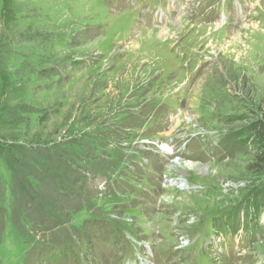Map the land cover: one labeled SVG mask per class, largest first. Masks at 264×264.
Wrapping results in <instances>:
<instances>
[{"label":"rangeland","instance_id":"374dc122","mask_svg":"<svg viewBox=\"0 0 264 264\" xmlns=\"http://www.w3.org/2000/svg\"><path fill=\"white\" fill-rule=\"evenodd\" d=\"M167 4L0 0V264H264V0Z\"/></svg>","mask_w":264,"mask_h":264},{"label":"trees","instance_id":"16d2710c","mask_svg":"<svg viewBox=\"0 0 264 264\" xmlns=\"http://www.w3.org/2000/svg\"><path fill=\"white\" fill-rule=\"evenodd\" d=\"M259 116L255 120L251 121L248 126L241 133H237L236 136H240V134L248 133L251 141L257 146V152L254 156V159L251 164V168L256 170L258 173L264 172V100L258 106ZM262 195L264 194V188L262 191ZM261 204L258 201H251L249 205L244 203L242 207L243 212V223L240 222V213L237 215L236 213H231L229 216L218 214L217 224L219 227H223L226 233L232 234L233 232H238L240 230L239 227H242V230L249 236H254L257 234V231L260 230L259 222L260 216L256 215L253 212L259 211L257 210ZM231 218V219H230ZM262 231V230H260Z\"/></svg>","mask_w":264,"mask_h":264},{"label":"bare ground","instance_id":"6f19581e","mask_svg":"<svg viewBox=\"0 0 264 264\" xmlns=\"http://www.w3.org/2000/svg\"><path fill=\"white\" fill-rule=\"evenodd\" d=\"M183 115H184V114H183ZM172 164H173V163H172ZM173 168L177 169V168H178L177 164H176V165L174 164V165H173ZM171 190H172V189H171ZM187 199H188V198H187ZM185 210H186V209H185ZM185 210H184V211H185ZM178 212H179V211H178ZM187 212H188V211H187Z\"/></svg>","mask_w":264,"mask_h":264}]
</instances>
